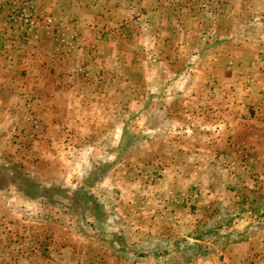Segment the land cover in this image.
<instances>
[{
  "label": "rangeland",
  "instance_id": "374dc122",
  "mask_svg": "<svg viewBox=\"0 0 264 264\" xmlns=\"http://www.w3.org/2000/svg\"><path fill=\"white\" fill-rule=\"evenodd\" d=\"M0 264H264V0H0Z\"/></svg>",
  "mask_w": 264,
  "mask_h": 264
},
{
  "label": "built area",
  "instance_id": "2783aa9c",
  "mask_svg": "<svg viewBox=\"0 0 264 264\" xmlns=\"http://www.w3.org/2000/svg\"><path fill=\"white\" fill-rule=\"evenodd\" d=\"M9 20L13 24H16L17 27L21 29L25 34L32 28L38 26V21L36 20V12L33 7H21L16 2H12L10 5ZM42 21L51 23L50 18L42 19Z\"/></svg>",
  "mask_w": 264,
  "mask_h": 264
},
{
  "label": "trees",
  "instance_id": "16d2710c",
  "mask_svg": "<svg viewBox=\"0 0 264 264\" xmlns=\"http://www.w3.org/2000/svg\"><path fill=\"white\" fill-rule=\"evenodd\" d=\"M212 230L213 229H207V231L206 232H204V233H201V234H199L200 236H199V238H203L204 237V235H206V234H210V233H212ZM193 247H195V252L197 253V255L199 254V250H198V248H203V246H201V244H198V245H192Z\"/></svg>",
  "mask_w": 264,
  "mask_h": 264
}]
</instances>
